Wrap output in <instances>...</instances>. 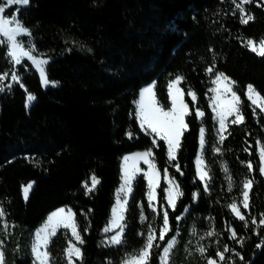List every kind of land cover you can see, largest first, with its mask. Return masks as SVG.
I'll list each match as a JSON object with an SVG mask.
<instances>
[{"label":"trees","instance_id":"trees-1","mask_svg":"<svg viewBox=\"0 0 264 264\" xmlns=\"http://www.w3.org/2000/svg\"><path fill=\"white\" fill-rule=\"evenodd\" d=\"M236 3L30 0L20 7L19 20L30 30L36 51L48 60L46 75L55 83L45 85L37 68L26 70L21 65L20 80L0 83V206L10 225L5 264H34L31 233L61 206L73 209L83 240L78 264H122L143 247L150 228L155 225L159 234L163 207L172 230L164 240L157 238L150 264H160L163 247L177 233L169 264H207L209 258L218 260L217 254L226 247L234 251L225 252V260L218 264H264V225L258 223L264 218V175L259 172L264 112L246 92L252 85L264 96V57L247 46L248 40L264 39V1L245 6L254 16L248 24L241 23ZM7 50L0 44V77L11 67ZM216 73L235 81L244 117V123L229 125L222 144L210 104ZM177 75L184 77L181 87L190 114L177 157L171 161L166 142L155 141L140 127L136 102L141 90L154 83L160 103L169 107V83ZM189 91L196 93V101ZM29 94L36 99L29 102ZM197 109L203 117L196 115ZM201 128L210 170L207 189L196 167ZM145 149L153 150L162 174L169 171L183 195L173 210L162 179L154 211L141 173L133 183L123 243L104 246L103 231L121 182V160ZM93 176L99 183L89 191ZM246 179L254 181L250 207H241L247 223L229 207L242 200ZM29 183L32 189L25 199L23 188ZM188 207L183 219H177ZM71 240L64 228L52 237L48 246L52 264H68ZM199 247L206 252L201 254Z\"/></svg>","mask_w":264,"mask_h":264},{"label":"snow or ice","instance_id":"snow-or-ice-1","mask_svg":"<svg viewBox=\"0 0 264 264\" xmlns=\"http://www.w3.org/2000/svg\"><path fill=\"white\" fill-rule=\"evenodd\" d=\"M30 0H4L2 4H0V44H7L10 46V51L8 55L12 58V60L16 64H20L21 57H28L31 59L36 67L40 71V75L43 77V82L45 85L50 82L47 78L44 65L47 64V60L45 59H37L36 56L32 54L30 50H26L21 41L18 39L22 34L31 35L30 30L25 27L16 16H12L11 18H5L4 13L6 8L11 5H28ZM253 0H240L239 3H236V8L240 11L241 15V23L248 24L250 21L254 20V16L248 14L245 11V6L252 3ZM15 25V26H12ZM247 46L259 56L264 57V39H261L257 44L254 40H248ZM208 71H213V69H208ZM7 73L4 74L0 79L7 78ZM13 80H19L18 76L13 75ZM184 79L183 76L177 75L174 80L169 83V92L171 96V107L165 110L162 106L158 104L156 100L155 94V85H150L144 88L141 92L140 99L138 103V118L140 122V127L145 131H149L151 133L156 134L160 140H163L167 143L168 156L170 160H175L177 157V152L180 148L181 138L185 130H187V123L185 122V117L190 114L189 105L185 102L184 99V90L179 87L181 81ZM215 83L217 87L213 89L216 93L215 97L212 100L214 105L213 111L216 113V117L219 121V140L222 144L225 140L224 132L227 130L228 124L226 121L228 117L234 116V119L231 120V124H242L244 123L243 114L240 111V97L233 91V85L235 81H232L228 76L224 73H219L216 75ZM10 87V86H9ZM0 91H3V87H0ZM188 95L191 96L192 100H196V93L194 91H189ZM247 96L251 103L264 111V96H262L259 92H257L252 85H248L247 88ZM28 101L31 102L36 98L29 94L27 97ZM196 115L203 117L204 113L196 110ZM131 136V133H128ZM205 144V129H200V145L203 150V146ZM216 152L220 151V148L217 147L215 149ZM151 152L139 153L134 156H126L124 158L125 166H124V183L121 186L120 191L130 193L132 191L131 181L134 179L135 174L139 169H136L133 165L130 169L128 161H136L139 159H144L146 163H149L151 171L148 175V200L153 210H155V205L152 203L156 200V187L159 185V173L156 169L155 165L152 164L148 157L151 156ZM259 157H260V166L259 172L264 175V144H262L259 148ZM199 179L204 181L206 179H210L208 171L204 166V159L201 155L197 158L196 161ZM177 171H179V165H175ZM247 167L251 171L253 169V165L251 162L247 164ZM227 170V169H225ZM183 173H181L182 175ZM99 183V180L93 176L91 177V187L88 189L91 191L96 187ZM253 179H246L243 183V192H242V207L244 209H248L250 207V193L253 188ZM169 187L167 188V202L169 206L175 210L177 199L183 195V192L180 190V185L174 179H170L168 181ZM87 186V184H86ZM32 189V184L29 183L23 188L24 198L27 199L29 196V192ZM205 189H207V184H205ZM231 190V188L229 189ZM198 195V194H194ZM127 199L121 202L120 196L117 195V204L116 207L113 208V216L111 224L104 229L107 233L112 231L113 229H119L112 235L106 243L120 245L123 243V233L125 225L122 223L124 220V211H126ZM240 206L237 203H232L229 205L232 212L238 217L241 221H245L247 223L246 216L240 211ZM6 213L4 208L0 206V218H4ZM75 214L71 212V210H65L64 208H60L53 212L49 217L47 223L36 232V241L33 245L32 251L35 255V260L38 264H49L50 254L47 251V246L50 242V237L54 236L56 233V228L63 226L65 228H71L72 235L75 237L76 241H79L81 244L83 243L82 237L78 231L77 225L74 220ZM142 219L145 217L142 216ZM179 219V217H177ZM252 224H257V221L253 218L251 221ZM259 225H264V218L259 220ZM4 229L9 227V224L6 220L3 221L2 224ZM171 226L169 223V214L167 209L163 211V226L159 232V240H164L165 236L170 232ZM258 234V233H257ZM143 235V234H142ZM206 235L212 236L213 232H208ZM231 236L233 239L237 238V233L235 229H231ZM157 235L156 229L150 228L146 241L143 247L136 253L135 255L130 256L124 261V264H150L152 250L156 245ZM239 243H243V239L238 241ZM2 241H0V245H2ZM176 240L173 237L167 244V246L163 249V255L161 256V264H169L170 253L175 247ZM260 245H258L259 247ZM201 254L206 252V248L199 247L197 249ZM234 251L231 249L225 248L224 251H221L217 254L219 261L225 260V252ZM66 255L69 264H75L74 258L83 257V253L80 247L77 246L76 243L69 242V247L66 249ZM239 256V253H237ZM241 260L242 256L239 257ZM218 260L215 258H209L207 260V264H218ZM0 264H5V253L2 247H0Z\"/></svg>","mask_w":264,"mask_h":264},{"label":"rangeland","instance_id":"rangeland-1","mask_svg":"<svg viewBox=\"0 0 264 264\" xmlns=\"http://www.w3.org/2000/svg\"><path fill=\"white\" fill-rule=\"evenodd\" d=\"M262 1H264V0H262ZM3 2H4V0H2V2H1L0 4H2ZM239 2H240V0H237V3H239ZM21 6H22V5H15V4H14V5H11V6H9L8 8H6L5 13H4L5 18H11L12 16H16V17L19 19V17H18V11H19V9H20ZM19 21H20V20H19ZM20 22H21V21H20ZM21 23H22V22H21ZM12 26H15V25H12ZM0 38H2V37H0ZM18 39L21 41V43L23 44V46L25 47V49H26V50H30V51L32 52V54H33L34 56L37 57V59H45V60H47V59L44 57V54H42V53H38V52L36 51L35 47H34V46L32 45V43H31V39L28 37V34H22L20 37H18ZM255 42H256L257 44L259 43V41H255ZM3 45L7 46V48H8L7 53H8V52L10 51V46H8L7 44H3ZM8 56H9V58H10L11 67H10L9 69H7L6 72H4V73L1 75V77H3L5 73L8 74V75H7V78H3V79H1V81H0L1 84H3V83H4L6 80H8V79H9V80H13V79H12L13 75L18 76V77H19V80H20V75H19L18 72H17V67L20 66V65L23 66V69H26V70H32V69H34V68H37L36 65H35V63H34L31 59H29L28 57H21V62H20V64H16V63L12 60V58L10 57V55H8ZM47 61H48V60H47ZM45 66H46V64L44 65V67H45ZM37 70H38V72H39V74H40V71H39L38 68H37ZM45 72H46V70H45ZM217 74H219V73H216V74L214 75V77H213V85H212V87H211V93H210V104H211V108H212V110H213V107H214V105H213V103H212V100H213V98H214L215 95H216V93L213 91V89H215V88L217 87V84L215 83V79H216V75H217ZM40 76H41V75H40ZM41 79L43 80V77H42V76H41ZM230 79H231V78H230ZM231 80H232V79H231ZM13 81L16 82V81H18V80H13ZM232 81H233V80H232ZM153 84H154V83H151V84L145 86L144 88H146V87H148V86H150V85H153ZM154 85H155V84H154ZM179 87L182 88V87H181V83H180ZM144 88H143V89H144ZM247 88H248V87H247ZM143 89H142V90H143ZM254 89H255V88H254ZM142 90H141V92H142ZM255 90H256V89H255ZM154 91H155V89H154ZM233 91L236 92V94L239 96V94H238L237 91H236V83L233 85ZM256 91H257V90H256ZM141 92H140V94H139V97H138L137 102H138L139 99H140ZM246 92H247V90H246ZM257 92H258V91H257ZM155 94H156V91H155ZM169 97H170V102H171L170 92H169ZM239 97H240V96H239ZM184 99H185V95H184ZM156 100L158 101V104H159L160 106H162L165 110H167L168 108L171 107V103H170V106H169V107H164V106L160 103V101H159V99L157 98V96H156ZM196 100H197V97H196ZM196 100H195V101H196ZM240 100H241V99H240ZM137 102H136V105H137V116H138V103H137ZM185 102H186V100H185ZM186 103H187V102H186ZM240 105H241V103H240ZM258 108H259V107H258ZM199 111H201V110L199 109ZM240 111H241V110H240ZM201 112H202V111H201ZM263 112H264V111H263ZM213 113H214L215 121L217 122V141H218V144H219V143H220V140H219V127H220V126H219V121H218V119H217V117H216V113H215L214 111H213ZM186 117H187V116H186ZM186 117H185V122L187 123V121H186ZM138 119H139V118H138ZM232 119H234V116H232V117H228V120L226 121V123L228 124V127H229V125L231 124L230 122H231ZM228 127H227V129H228ZM203 129H204V128H203ZM147 132L153 135L155 141H157V140L159 139V137L156 136V134L151 133L150 130L147 131ZM226 132H227V130L224 132V135H225V136H226ZM166 144H167V143H166ZM261 145H262V144H259V148H260ZM205 147H206V133H205V144H204V146H203V150L201 149V145H200L199 153H198L197 158L200 157L201 155L203 156V159H204V166H205L206 170L208 171V174H209V177H210V170H209V167H208V165H207V162H206V159H205V156H204V150H205ZM144 152H151V153H152V155L148 157V160H149L152 164H154L155 167H156V169L158 170V173H159V185H160L162 179H164V181H165V183H166L165 191H166L167 188L169 187L168 181H169L170 179H174L175 181H177L173 176H171V174H170L169 171H167V170L164 172V174H162V172H161V170L159 169L158 164H157V162H156V160H155L154 152H153L152 149H145V150H139V151H135V152H132V153H128V154L124 155L123 158H122V160H121V182H120V185H119L118 189L116 190V194H115V203H114L113 208L116 207V204H117V195H119V196H120V199H121V202H123V200L127 199V205H126V211H127L128 203H129V199H130L131 194H132V191H133V183H134V180L138 177V175H140L141 173H143L144 176H145V178H146V180H147V183H148V175H147V174L151 171L149 163H146L144 159H139V160H136V161L129 160V161H128V164H129L130 169H131V167L134 165L136 169H139V171L136 172L134 179L131 181V188H132V191H131L130 193L120 191L121 186H122V184L124 183V166H125L124 158H125L126 156H134V155H136V154L144 153ZM168 157H169V156H168ZM197 158H196V161H197ZM169 159H170V158H169ZM171 161H172V160H171ZM196 167H197V165H196ZM197 176H198V178H199V175H198V169H197ZM209 180H210V179H206V180H204V181H202V182L204 183V185L207 184V186H208ZM177 182H178V181H177ZM159 185H158V186L156 187V189H155V191H156V200L152 202V203L155 205V210H154V211H156V212L158 211V196H157V189H158ZM180 190H181V188H180ZM148 192H149V185H148ZM195 194H198V195H195V197H194V200L196 201V200L198 199L199 193L196 192ZM166 196H167V192H166ZM242 198H243V197H242ZM177 200H178V199H177ZM241 201H242V200H241ZM241 201H240V202H236L238 205H241V206H240V211H241V207H242ZM60 208H64L66 211H67V210H71V212L74 213L73 209H72L70 206H61V207L55 209L54 211H52L51 213H49L48 216L46 217V219H45V220H44V221H43V222H42V223H41L36 229H34L33 232L31 233V238H32L31 251H32L33 245H34V243H35V241H36V232H37L38 230H40V229H41V228L47 223V221H48V217H49L53 212H55L56 210H58V209H60ZM113 208H112V212H111V217H110V219H109L107 225L105 226V228L108 227V226L111 224L112 216H113ZM151 208L153 209V207H151ZM165 209H167V208H166V207H163V208H162L161 224H159V231H160V229H161L162 226H163V211H164ZM126 211H124V220H123V222H122L124 225H125ZM188 211H189V207L186 209V211H185L182 215L179 216V220L183 219V217L188 213ZM74 214H75V213H74ZM4 220H6V216H5L4 218H0V241L3 242L2 245H0V247H2L3 250H4L5 240H6V237H7V235H8V230H9V227H10V225H9V227H8L7 229H4V228H3L2 224H3V221H4ZM74 220H75V223H76V225H77V221H76V217H75V216H74ZM6 221H7V220H6ZM7 223H8V221H7ZM8 224H9V223H8ZM154 226H155V225H154ZM154 226H153V228L156 229V227H154ZM63 228L66 229V230H68V231L70 232L71 237H72L71 242L76 243L77 246L81 248V243H80L79 241H76L75 237L72 235V230H71V228H65V227H63V226H60V227H57V228H56V233H57L60 229H63ZM77 228H78V225H77ZM105 228H104V229H105ZM78 231H79V229H78ZM117 231H119V229H113L112 231H109V232H107V233H106L105 231H103V233H104V237H103V239H102V245H104V246H111V245H114V244L106 243V241H107L112 235H115V233H116ZM124 232H125V228H124ZM56 233H55V235H56ZM55 235H54V236H55ZM123 235H124V233H123ZM156 235H157V238H158V237H159V234L157 233V229H156ZM177 235H178V233H177ZM177 235H174V236H173V237H175L176 243H177ZM204 236H205V234H204V235H201L200 238L198 239V241H199V240H202V238H203ZM52 237H53V236L50 237V241H51ZM173 237H171V238L167 241V243L165 244V246L163 247V249L167 246L168 242H169ZM49 243H50V242H49ZM175 245H176V244H175ZM48 246H49V244H48ZM48 246H47V251L49 252V250H48ZM68 247H69V246H68ZM163 249H162V252H161V256L163 255ZM81 250H82V249H81ZM171 252H172V251H171ZM49 254H50V253H49ZM32 255H33V259H34V264H38V262H36V260H35V255H34L33 251H32ZM133 255H135V254H133ZM170 255H171V253H170ZM66 256H67V255H66ZM131 256H132V255H131ZM161 256H160V258H161ZM129 257H130V256H129ZM129 257H127V258H129ZM127 258H126V259H127ZM74 259H75V264H78V263H77V260L80 259V258H74ZM126 259H125V260H126ZM125 260H124V261H125ZM169 261H170V260H169ZM49 264H52V262H51V255H50V261H49ZM68 264H69V262H68ZM122 264H124V262H123ZM160 264H161V259H160Z\"/></svg>","mask_w":264,"mask_h":264}]
</instances>
